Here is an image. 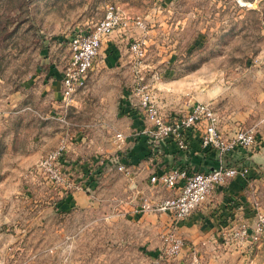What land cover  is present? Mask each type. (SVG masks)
<instances>
[{
	"label": "rangeland",
	"instance_id": "obj_1",
	"mask_svg": "<svg viewBox=\"0 0 264 264\" xmlns=\"http://www.w3.org/2000/svg\"><path fill=\"white\" fill-rule=\"evenodd\" d=\"M108 3L141 23L104 41L98 60H106L66 106L61 76L69 39L78 25L100 20ZM136 41L143 55L134 52ZM262 77L264 0H0V264H190L193 251L197 264H264V238L250 248L225 242L223 223V243L213 248L201 228L181 232L161 217L164 211L134 218L143 197L119 169L124 150L115 136L125 133L121 99L139 111L134 90L140 79L169 117L201 100L211 101L222 119L235 104L248 105ZM66 132L79 154L69 150L60 166L87 187L73 193L55 185L39 164ZM259 139L253 151L262 144L260 132ZM98 155L109 164L88 169L98 182L91 199L90 171L82 164ZM72 157L78 166L70 164ZM109 178L112 190L101 191ZM262 183L252 186L264 210ZM123 186L132 192L127 208L118 202ZM171 226L185 245L170 260L157 261L162 233Z\"/></svg>",
	"mask_w": 264,
	"mask_h": 264
},
{
	"label": "built area",
	"instance_id": "obj_2",
	"mask_svg": "<svg viewBox=\"0 0 264 264\" xmlns=\"http://www.w3.org/2000/svg\"><path fill=\"white\" fill-rule=\"evenodd\" d=\"M133 23L140 24L141 21L131 20L117 4L108 3L100 20L92 25L80 24L75 28L69 39L70 57L62 75V99L66 106L73 105L79 91L87 85L90 70L101 54L104 41L114 31L126 29ZM132 48L136 55L144 54L138 41L132 43ZM143 82L142 79L137 81L134 94L138 99L139 114L150 122V126L143 129V133L152 143L157 145L172 139L181 149H186L198 134L203 149L219 154V164L211 169L189 171L186 167L175 166L168 171L151 175L152 182H161L166 187L177 188L178 191L173 196L156 201L143 199L140 210L169 212L174 221H179L190 216L218 185L237 175L248 176L254 173L247 165L228 164L226 158L234 151L252 152L260 143L259 130L256 125L240 126L233 134L226 135L220 127V116L211 101L198 100L190 104L186 113L168 117L162 112L156 93ZM115 136L120 141L126 139L122 131H118ZM70 139L69 132L63 134L57 147L39 164L55 185L73 193L87 187L83 184L76 185L60 166L71 146ZM119 169L125 173L130 172L125 162L119 164ZM254 207V222L235 216L221 225L220 231L225 242L231 241L236 246L250 248L263 241L264 210L256 201ZM184 245L183 236L174 228H168L162 233L159 256L174 257L182 251ZM198 262L199 255L195 251L191 263Z\"/></svg>",
	"mask_w": 264,
	"mask_h": 264
},
{
	"label": "crops",
	"instance_id": "obj_3",
	"mask_svg": "<svg viewBox=\"0 0 264 264\" xmlns=\"http://www.w3.org/2000/svg\"><path fill=\"white\" fill-rule=\"evenodd\" d=\"M104 46L105 44L103 47ZM105 60L106 57L103 60H97L93 68L90 70V73L92 70L101 67L103 64H101L100 61ZM253 89V94H250V98H252L247 101L248 105L241 110L242 107L237 103V105L235 104L233 108L227 109L224 117L222 119L220 118V127L226 135H231L240 126H257L263 137L260 148L257 151L252 152L247 150L234 151L233 153L228 154L226 158L228 164L230 165L243 164L249 166L256 175H237L236 177L228 180L226 183L218 185L209 197L185 219H181L179 221H174L172 219V222H169L168 218L170 219L169 214L171 213L160 211L162 212L161 217H163L168 224L175 222L176 227H179L181 232H197V229L201 228L203 232H206L203 242L208 245L210 244L213 248H217L221 246V243H223L222 241L220 242V239L218 238L219 226L229 217L232 218L238 216L239 218H243L248 221L254 220L256 208L254 207L253 201H255V198L258 200L260 199V197L256 195L257 186L255 187V190L252 185H257V181L259 179H264V77H262L258 84L255 83L253 85ZM126 102L129 101H120L118 110L123 130H125L124 134L126 135V139L124 141H117L122 143L119 147L124 150V152L121 153L122 160L128 165L130 170L129 173L123 172V176L131 182L133 187L137 188V191L141 192L143 199L156 201L168 196H173L178 191L177 188L166 187L161 182H152L151 175L155 173L168 171L175 166L186 167L189 171L207 170L219 164V154L212 150L203 149L200 144L198 134L194 136L192 142L186 149H181L172 139H168L165 143L155 145L150 141L148 136L143 133V129L149 127L150 122L138 112L135 114L123 112L121 105L127 104ZM160 106L162 112L167 115V109L165 108L164 110L161 103ZM169 114H172L170 117H174L175 115H179L181 113L173 111ZM111 148L112 149L110 150L118 149L116 146ZM69 150L74 152V154H72L73 156L75 154H79L77 152L78 149L74 145H71ZM118 152L120 153L121 151ZM98 157L99 155L96 160H87V162L82 165L84 167L93 168V163L99 162L97 167L103 168L105 165L107 166L109 164L108 160L104 158L98 159ZM70 161L72 166H75V163L78 166L75 157H72ZM93 172L94 171H90L86 177L89 183L88 189L92 190V192L87 194V196L91 199L97 197L94 193H97L96 187L98 186L96 178L94 179V176H92ZM110 181L111 179L109 178L108 182L104 186L105 188L100 190H112L113 181ZM131 195L132 192L128 186H123L122 197L118 200L121 207L127 208V204L129 203L128 196ZM121 207H119L120 212H123ZM148 212H143L140 208H137L134 218L140 216L139 214L145 215ZM146 224H150L149 220ZM170 228H172V226ZM174 229L177 231L176 228ZM156 256V260L159 261V252ZM170 259L171 258H167V260ZM192 260L193 256L189 259L190 264H192ZM200 261L201 260H199V262Z\"/></svg>",
	"mask_w": 264,
	"mask_h": 264
},
{
	"label": "trees",
	"instance_id": "obj_4",
	"mask_svg": "<svg viewBox=\"0 0 264 264\" xmlns=\"http://www.w3.org/2000/svg\"><path fill=\"white\" fill-rule=\"evenodd\" d=\"M124 100H126V99H124V98H122L121 99V101L123 102ZM127 104H125V105H121V109H122V111L123 112H126V113H130V114H135V113H139V111L137 110V107H133V106H131L130 105V103H129V106H128V102H126ZM89 169V168H88ZM87 169V171L89 172L90 170H88ZM252 176H255L256 174L255 173H252L251 174ZM69 197V199L73 202V196L72 195H69L68 196Z\"/></svg>",
	"mask_w": 264,
	"mask_h": 264
}]
</instances>
